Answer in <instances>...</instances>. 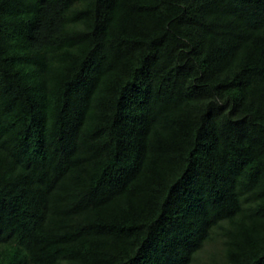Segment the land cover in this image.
<instances>
[{
    "label": "trees",
    "instance_id": "16d2710c",
    "mask_svg": "<svg viewBox=\"0 0 264 264\" xmlns=\"http://www.w3.org/2000/svg\"><path fill=\"white\" fill-rule=\"evenodd\" d=\"M0 264H264V0H0Z\"/></svg>",
    "mask_w": 264,
    "mask_h": 264
},
{
    "label": "rangeland",
    "instance_id": "374dc122",
    "mask_svg": "<svg viewBox=\"0 0 264 264\" xmlns=\"http://www.w3.org/2000/svg\"><path fill=\"white\" fill-rule=\"evenodd\" d=\"M215 247H216V248L218 247V249H220L219 245L216 244V245H212V246L210 247V250H213V248H215Z\"/></svg>",
    "mask_w": 264,
    "mask_h": 264
}]
</instances>
